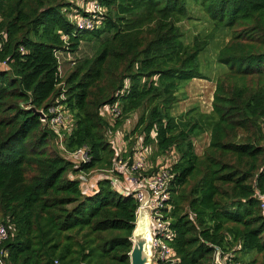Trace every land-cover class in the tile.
Listing matches in <instances>:
<instances>
[{
    "label": "trees",
    "instance_id": "obj_1",
    "mask_svg": "<svg viewBox=\"0 0 264 264\" xmlns=\"http://www.w3.org/2000/svg\"><path fill=\"white\" fill-rule=\"evenodd\" d=\"M93 1L100 24L79 31ZM195 10L208 28L186 43L179 24ZM87 35L99 46L63 81L58 54H75ZM218 35L227 70L210 113L173 116L185 86L207 78L198 57ZM0 65V264H130L138 204L106 171L139 139L154 146L151 162L177 154L167 202L177 264H215L217 251L226 264H264V0H0ZM115 103L108 121L100 111ZM57 105L70 116L63 149L27 110L49 119ZM136 112L128 149L109 140ZM79 150L88 161L71 155Z\"/></svg>",
    "mask_w": 264,
    "mask_h": 264
},
{
    "label": "built area",
    "instance_id": "obj_2",
    "mask_svg": "<svg viewBox=\"0 0 264 264\" xmlns=\"http://www.w3.org/2000/svg\"><path fill=\"white\" fill-rule=\"evenodd\" d=\"M92 7V10L87 9V12L92 13L93 15L89 17H81L76 21V27L79 31H89L97 28V25L100 24V19L102 14L105 12V9H102L101 6L95 1L87 4ZM20 51H23L21 48ZM61 70L59 66V76ZM50 118L44 115V119L41 120L43 123L48 124V126L54 130V132L59 137V146L64 148L59 129L61 127L66 128L70 126L69 120L70 116L68 111H66L61 105L53 106L48 110ZM120 107L118 103L113 105L104 106L100 115L107 116L111 119H115L120 115ZM263 128V127H262ZM70 129V128H69ZM120 133L117 134L119 136ZM116 136V137H117ZM123 134L120 136V145L125 147V142L123 140ZM112 141H116V138ZM137 143H142L141 139ZM136 143V144H137ZM144 145V144H143ZM147 146L144 148L141 147L134 155L130 157L118 158L114 161L113 168L106 171L111 176V186L114 189H119L121 186L129 193H133V196L137 202L136 210V219L139 217L140 213H144L148 217V230L150 235V264H177L178 258L175 251L170 246L171 242L175 237V233L171 228L170 219L168 217V212H170L171 207L168 205L169 194H168V184L171 178L170 162L166 155L159 156L160 160L157 161L156 166L151 175H141V172L148 169L147 158L148 154ZM126 150V148L124 149ZM135 150V149H134ZM78 156L81 161H88L84 150H79L74 154ZM119 156V155H118ZM149 161V158H148ZM151 162V161H149ZM122 176L123 181L120 180ZM264 209V206L262 205ZM6 238V231L3 226H0V241ZM218 254L220 264H226L225 259H222L220 253L217 251L214 256ZM227 264H238L235 262L229 261Z\"/></svg>",
    "mask_w": 264,
    "mask_h": 264
},
{
    "label": "rangeland",
    "instance_id": "obj_3",
    "mask_svg": "<svg viewBox=\"0 0 264 264\" xmlns=\"http://www.w3.org/2000/svg\"><path fill=\"white\" fill-rule=\"evenodd\" d=\"M87 4L88 3H86V5H84L83 8H85V10L87 9L92 10V7L88 6ZM78 19L79 18H77V20ZM179 27H180L181 32L184 34V37H185L184 41L188 43L190 42V40L193 38L194 35H197L198 33H202L206 31L208 28V23L206 22V18H204V15H202L200 12H197L195 10V11H192L191 13V19L185 20L184 22L179 24ZM90 38H91L90 35H87L84 37V41L81 42L80 47L75 54H66V53L58 54V59L60 60L59 61L60 70H61L60 76L63 81L65 80L67 75L74 69V66L78 61L91 57L93 53L95 52V50L97 49V47L99 46L101 39L99 40V39L91 38L92 40H89ZM222 39H223L222 36L218 35V37L215 39L216 41H214V43L210 45L207 48V50H205L199 55L198 57L199 71L202 72L203 75L206 76L207 78L201 79V80L199 79L192 80L185 86L182 92L178 94L179 102L172 110L173 116L179 117L181 114H184L190 110H195L194 115L197 113H201V114L210 113L212 109L211 103L213 100V93L215 90L216 82L218 79L224 76L227 70L225 66L218 64L216 61V53L219 49L218 47H220V45L217 46V44H222L223 42ZM225 40L227 42L229 39L225 38ZM4 68L5 66L0 65V69H4ZM138 116H139L138 112L133 113L126 120L124 125L120 129H118V132L120 133V135L117 137L114 136L112 138H109V140H114L116 138L117 144L120 145V136H122V134L128 135L131 132V130L133 129L138 119ZM103 117L107 119L108 121L113 120L107 116H103ZM261 126L264 129V123H262ZM135 137L136 136H131L130 139L127 140L128 143H126L125 146L127 147L129 142L133 141ZM193 143H194L195 153L198 156H202L205 153L208 147V144H209V133L207 132L202 133L198 138H196L193 141ZM141 147L144 148L145 145L141 143H137L135 145L134 151L136 152ZM146 149H147L148 154L152 156L154 146L148 145ZM150 156L148 155V158ZM148 158L146 160L148 169H146V171L141 172V175L147 174L149 172L151 173L154 170L157 161L160 160L161 157L155 158V160L152 162H149L150 159L148 161ZM166 158L169 161H172L170 162V165H173L175 164L177 160V154L176 152L171 151L167 153ZM100 173H101L100 170L92 171L89 173V176L87 179L93 178L94 180L97 174H100ZM81 183L89 184L90 181L88 182V180H85V181H82ZM258 258L260 259V257Z\"/></svg>",
    "mask_w": 264,
    "mask_h": 264
},
{
    "label": "water",
    "instance_id": "obj_4",
    "mask_svg": "<svg viewBox=\"0 0 264 264\" xmlns=\"http://www.w3.org/2000/svg\"><path fill=\"white\" fill-rule=\"evenodd\" d=\"M35 116L41 120L44 119L42 111L34 107L28 108ZM148 217L144 213H140L136 219L135 227L131 236L132 247L129 253L130 264H150V235L148 230ZM215 264H220L218 254L215 257Z\"/></svg>",
    "mask_w": 264,
    "mask_h": 264
},
{
    "label": "clouds",
    "instance_id": "obj_5",
    "mask_svg": "<svg viewBox=\"0 0 264 264\" xmlns=\"http://www.w3.org/2000/svg\"><path fill=\"white\" fill-rule=\"evenodd\" d=\"M136 223V222H135Z\"/></svg>",
    "mask_w": 264,
    "mask_h": 264
}]
</instances>
